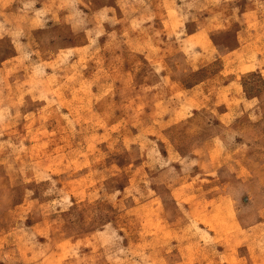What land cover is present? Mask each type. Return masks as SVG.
<instances>
[{"label": "rangeland", "instance_id": "1", "mask_svg": "<svg viewBox=\"0 0 264 264\" xmlns=\"http://www.w3.org/2000/svg\"><path fill=\"white\" fill-rule=\"evenodd\" d=\"M0 264H264V0H0Z\"/></svg>", "mask_w": 264, "mask_h": 264}]
</instances>
